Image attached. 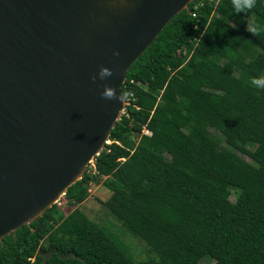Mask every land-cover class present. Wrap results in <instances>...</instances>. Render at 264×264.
Instances as JSON below:
<instances>
[{
	"label": "trees",
	"instance_id": "16d2710c",
	"mask_svg": "<svg viewBox=\"0 0 264 264\" xmlns=\"http://www.w3.org/2000/svg\"><path fill=\"white\" fill-rule=\"evenodd\" d=\"M257 77L264 0L239 13L233 0L192 1L131 63L121 88L129 103L94 166L0 240V264H264ZM93 183L109 191L102 203L120 226L80 209ZM128 234L144 242L146 258L134 257Z\"/></svg>",
	"mask_w": 264,
	"mask_h": 264
},
{
	"label": "water",
	"instance_id": "95a60500",
	"mask_svg": "<svg viewBox=\"0 0 264 264\" xmlns=\"http://www.w3.org/2000/svg\"><path fill=\"white\" fill-rule=\"evenodd\" d=\"M192 1L0 0V240L83 176L124 113L131 63Z\"/></svg>",
	"mask_w": 264,
	"mask_h": 264
},
{
	"label": "rangeland",
	"instance_id": "374dc122",
	"mask_svg": "<svg viewBox=\"0 0 264 264\" xmlns=\"http://www.w3.org/2000/svg\"><path fill=\"white\" fill-rule=\"evenodd\" d=\"M254 149L257 150L258 148H256L255 146ZM246 158L249 160V157ZM108 196L109 191L101 183H93L89 188L88 198L80 204V209L83 210L89 218L98 223L107 224L108 222L116 226H120V223L114 220V218L107 212L102 203V201L106 200ZM63 205H61L63 207L62 209L68 212ZM112 229L114 230V232H116V229ZM128 236L131 245H134L136 247L137 254H135L134 257L137 259L146 258L149 253L144 242L130 234H128ZM200 264H213V261L203 258L200 260Z\"/></svg>",
	"mask_w": 264,
	"mask_h": 264
},
{
	"label": "clouds",
	"instance_id": "9594fccd",
	"mask_svg": "<svg viewBox=\"0 0 264 264\" xmlns=\"http://www.w3.org/2000/svg\"><path fill=\"white\" fill-rule=\"evenodd\" d=\"M255 2H256V0H233V7L239 13L241 11H245V10L253 8L255 5ZM250 31L255 33L257 31V29L253 28ZM103 74L104 75H110L111 73L105 69V70H103ZM251 83L258 88H264V77L253 78ZM104 98H106V99H113V98L121 99V97H119V96L117 97L115 95V90L109 91L107 89L104 93ZM143 133H145V132L143 131ZM106 144H108V143H106Z\"/></svg>",
	"mask_w": 264,
	"mask_h": 264
},
{
	"label": "built area",
	"instance_id": "2783aa9c",
	"mask_svg": "<svg viewBox=\"0 0 264 264\" xmlns=\"http://www.w3.org/2000/svg\"><path fill=\"white\" fill-rule=\"evenodd\" d=\"M198 5H199V4H195L194 7H193L194 10H193V11H190V13H191L192 16H195V15H196V11H195V10L198 8ZM128 103H129V102H128L127 99H126V105H127ZM124 113H125V110H124ZM143 131H144L145 133L149 134V131H148L147 129H144ZM110 142H111L110 140L107 141V143H110ZM94 161H95V159H94L89 165H90V166H94Z\"/></svg>",
	"mask_w": 264,
	"mask_h": 264
}]
</instances>
